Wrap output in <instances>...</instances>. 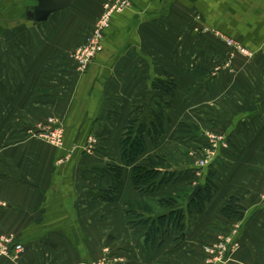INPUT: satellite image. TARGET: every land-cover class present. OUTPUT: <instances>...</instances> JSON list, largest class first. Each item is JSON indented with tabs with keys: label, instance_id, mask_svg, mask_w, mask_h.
<instances>
[{
	"label": "crops",
	"instance_id": "crops-1",
	"mask_svg": "<svg viewBox=\"0 0 264 264\" xmlns=\"http://www.w3.org/2000/svg\"><path fill=\"white\" fill-rule=\"evenodd\" d=\"M103 1L74 0L68 8L76 3L91 11L93 22ZM128 2L111 18L101 51L79 74L64 54L50 58L43 50L52 15L40 27L15 21L7 11L11 0H0V234L22 248L15 260L0 264H95L104 249L129 264H207L205 246L233 230L235 252L214 264H264V0ZM225 39L248 54L232 52ZM34 42L41 49L30 51ZM18 58L29 68L39 64V74L47 72L35 88L55 90L53 99L40 97L34 104L32 80L16 83ZM44 58L53 61L47 65ZM228 62L231 67L224 66ZM164 77L174 79L177 89L169 135L153 150L162 143L176 153L185 145L180 136L191 139L194 128L218 130L230 148L219 151L209 168L181 164L188 172L174 184L141 193L121 160L120 140L132 113L151 105L152 82ZM17 91H29L28 98L18 99ZM32 118L61 125V147L23 136ZM112 164L123 168L122 188L106 203L98 197L112 186V176L105 172L95 180L92 174ZM207 171L215 190L201 213L185 199L175 207L163 204L189 196ZM228 197L245 209L241 221L221 216ZM145 206L152 212L144 213ZM128 208L142 219L181 211L184 227L161 228L146 240L148 227L131 225Z\"/></svg>",
	"mask_w": 264,
	"mask_h": 264
},
{
	"label": "rangeland",
	"instance_id": "rangeland-1",
	"mask_svg": "<svg viewBox=\"0 0 264 264\" xmlns=\"http://www.w3.org/2000/svg\"><path fill=\"white\" fill-rule=\"evenodd\" d=\"M103 4H104V1L100 7V11H99L98 15L95 16L93 22L91 21L92 20L91 19L92 12L89 10L80 11L78 9L76 3L73 4L67 10H64V11H61V12H58V13L52 15V17L49 21V24L53 22L54 26H53V28L49 29V31H48L49 34H46V37L43 38V40H44L43 41L44 42L43 43V50H45L46 53H50V58H51L53 52L55 54L59 53L60 56H62L64 54L65 59L67 61L72 62V64H74L77 73L81 74V73L86 71L85 69L83 70V72L78 71L77 64L74 60V52L86 42L87 38L90 37L94 24L96 23L98 18L101 16ZM90 22H92V24H90ZM37 26L40 27L39 24ZM43 32H45V31H43ZM103 38H104V35H103ZM36 45H37V42L36 43L34 42L33 48H29V50L34 51L36 49H41V43L40 44L38 43L37 46ZM23 47L24 46H19V47H17L16 50L21 51V49ZM61 53H62V55H61ZM19 60H20V66L18 65ZM19 60H17L18 68L16 69L17 70L16 83H18V84L24 83L25 84L26 82H29L28 81L29 79L32 80L31 82H33L35 84L34 89L32 91V97L34 99V101H33L34 104H35V100L39 99L40 97H45L46 99H53V95L56 94L55 90L54 91H48L47 89L39 90V89L35 88V86L38 83L40 84V82H42L41 78L46 77L47 72L45 73V70H44L42 74L41 73L39 74V70L35 69L36 66L39 64L35 63V65H34L35 68L33 66H32V68H29L27 65H26L27 67L24 66V64H25L24 59H22V60L19 59ZM42 61L45 64L48 63L47 65H49V62H51L53 60L52 59L46 60V58H44ZM40 62L41 61H38V63H40ZM229 63L230 62L226 63L224 66L231 67V64H229ZM216 69H218V68H216ZM17 93H18V99L21 97H24L25 95H26V98H28V95H29V91H26V92L25 91H17ZM23 99H25V98H23ZM151 102H152V100H151ZM151 102H150V104H151ZM171 104H172V101H171ZM149 106H151V105H149ZM147 107H148V105L144 106L142 109H139L138 111L137 110L134 111L132 113V118H135L136 116H138L140 114H144L147 110ZM145 108H146V110H145ZM170 108H171V105L169 106V108H166L165 113H166L167 118L165 120L166 122H165L164 128H163V135L158 140V142L159 141L164 142V138L168 134L169 129H168L167 124H169L168 123V116L170 114V111H169ZM38 110H39V107L34 105L33 106L34 117L39 115L37 113ZM36 120H38V119L32 118V121H34V123H32L31 126L29 125L30 128L25 130V132L23 133V136L24 135L25 136L35 135L37 138L42 139L45 143L49 144L50 146H53V147L57 146V145L52 143L53 140H49V139H54L51 136L55 135L57 133H59L62 136L63 129H62L61 125L57 124V122L51 118H49V120H47L45 122H39ZM17 125L23 126L25 124H21V121H19L17 123ZM186 129H188V128H186ZM189 130H191V128H189ZM199 131L200 130H198L197 128H194L192 130L193 137L190 139L189 137H186L185 134H183L184 128L181 126L179 128V132L182 133L183 135H181L180 137H182V138L178 139V140H181L183 142V144H185V145H180L179 150L176 153H173L172 150L168 149L166 146L163 147L162 143L160 145L156 146L157 148L153 150L154 145H157L158 142H156V143L148 142V146H149L148 150L150 152L148 151L147 154H145L146 155L145 157H143V158L140 157L141 159H139V164H145V166H150L151 164L150 163L148 164V160L150 159V160L156 162L154 164L158 165L157 169H160V170H166V169H170V168H172V169L176 168L177 169L180 166H182L181 164H184V163L189 164L190 162H191L190 164L192 166H195L198 163L197 161L204 159L202 156L206 157L204 150L209 149L211 142L215 140L214 138L220 137V136L222 137V139L220 140V142L217 145V148L215 149V155L213 157L212 163L217 161L219 151L221 152V150L224 151V150H228L230 148L229 140L227 138H225V135L220 133L218 130L210 128V129H207L205 132L204 131L199 132ZM20 136H22V134ZM17 140H19V139H17ZM61 140H62V137H61ZM62 142L63 141H61L60 147L62 145ZM159 166L161 168H159ZM210 166H208V168ZM185 196H186V194L183 195L182 197H171V198L177 200L178 205H182L183 200L185 199ZM127 211H132V209L128 208ZM131 216H133V215H131ZM131 218H133V217H131ZM132 220L137 221V219H134V218ZM235 234H236V231L233 230L230 234L223 236V237L228 238L231 235L232 240H233V237L235 236ZM8 236H10V235H8ZM233 243L235 245H233L230 248V250L225 252V255L223 257L222 262L224 260L225 261L227 260L228 254H230L231 252H235V249L237 248V244L234 242V240H233ZM105 250L106 249H104L103 256L105 254ZM111 253H112V256L122 257L117 252H111ZM101 258H99L96 262H98Z\"/></svg>",
	"mask_w": 264,
	"mask_h": 264
},
{
	"label": "trees",
	"instance_id": "trees-1",
	"mask_svg": "<svg viewBox=\"0 0 264 264\" xmlns=\"http://www.w3.org/2000/svg\"><path fill=\"white\" fill-rule=\"evenodd\" d=\"M176 89L177 86L174 79L168 77L155 79L152 82L154 97L151 106H148L147 110L145 108L146 112L144 114H140L130 120L121 137V160L125 167L131 169L132 184L134 189L138 192L153 193L162 186L174 184L181 175L188 172L184 168L182 172L175 171L176 168L166 170L157 169L158 165L154 164L156 162L150 159L148 160V164H151L150 166L137 164L138 159L147 153L148 142L156 143L162 137L165 120L167 118L165 113L166 108H169L171 105V101L175 97ZM159 168L161 167L159 166ZM122 171V167L112 164L108 166L106 171L100 170L93 172L92 178L95 180L101 179L105 172L109 173L113 180L112 186L102 191L101 195L98 197L99 200L106 203L115 201L122 188ZM211 176L212 173L208 171L204 182L201 184L202 190L193 200L187 202L188 196L185 197L188 206L193 205L197 208L199 213H201L204 208L203 203L210 198L215 190V186L211 183ZM162 202L169 208L175 207L178 203L177 200L173 198L162 200ZM142 210L144 213L152 212L147 206L143 207ZM244 213L245 209L235 197L226 198L224 206L220 211L221 216L228 221H241L244 217ZM127 215L131 225L148 227L146 240L155 236L161 228L173 227L182 230L184 227L182 224L184 215L181 211L166 213L156 219H142L134 210L127 211ZM131 217L137 219V221H133Z\"/></svg>",
	"mask_w": 264,
	"mask_h": 264
},
{
	"label": "built area",
	"instance_id": "built-area-1",
	"mask_svg": "<svg viewBox=\"0 0 264 264\" xmlns=\"http://www.w3.org/2000/svg\"><path fill=\"white\" fill-rule=\"evenodd\" d=\"M129 7L128 0H104L101 16L93 26V30L86 42L74 52V60L77 64L78 71L83 72L88 65L94 60L95 56L102 49V40L104 31L108 28L111 18ZM226 45L232 52L247 55L248 52L238 42L232 39H225ZM53 144L60 146L61 135L59 133L52 135ZM211 142L209 149L204 150V159L197 161L196 168H206L212 164L215 155V149L222 137H215ZM235 245L230 235L228 238L221 237L215 243L205 246L204 254L207 257V264L222 263L225 252ZM22 251L20 245H13V238L8 235L0 234V259L7 258L15 260L17 255ZM95 264H129L124 257L112 256L110 250L106 249L104 256Z\"/></svg>",
	"mask_w": 264,
	"mask_h": 264
},
{
	"label": "water",
	"instance_id": "water-1",
	"mask_svg": "<svg viewBox=\"0 0 264 264\" xmlns=\"http://www.w3.org/2000/svg\"><path fill=\"white\" fill-rule=\"evenodd\" d=\"M74 0H11V4L7 7L8 13L12 14V19L21 20L27 24L45 23L53 14L67 9ZM16 15V16H14ZM15 17V18H14ZM182 172L183 168L175 169ZM202 190L201 185L194 186L192 192L187 198V202L193 200Z\"/></svg>",
	"mask_w": 264,
	"mask_h": 264
}]
</instances>
